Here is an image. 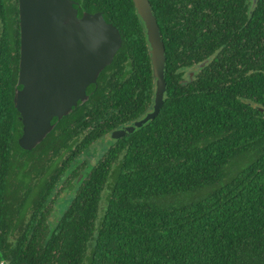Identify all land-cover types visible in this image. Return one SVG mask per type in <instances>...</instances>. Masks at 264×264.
<instances>
[{"label":"trees","instance_id":"obj_1","mask_svg":"<svg viewBox=\"0 0 264 264\" xmlns=\"http://www.w3.org/2000/svg\"><path fill=\"white\" fill-rule=\"evenodd\" d=\"M71 1L101 13L121 47L26 151L17 0H0V264H264V0H148L163 104L95 164L80 156L151 110L154 79L132 0ZM59 184L70 202L51 214Z\"/></svg>","mask_w":264,"mask_h":264},{"label":"water","instance_id":"obj_2","mask_svg":"<svg viewBox=\"0 0 264 264\" xmlns=\"http://www.w3.org/2000/svg\"><path fill=\"white\" fill-rule=\"evenodd\" d=\"M132 3L145 30L153 103L142 118L111 132L112 139L128 136L153 120L165 94V51L156 19L148 0ZM74 4L71 0H17L20 88L14 93L13 105L22 125L17 143L23 150L35 148L57 121L87 100L97 87L99 74L121 47L117 28L101 13H79Z\"/></svg>","mask_w":264,"mask_h":264},{"label":"rangeland","instance_id":"obj_3","mask_svg":"<svg viewBox=\"0 0 264 264\" xmlns=\"http://www.w3.org/2000/svg\"><path fill=\"white\" fill-rule=\"evenodd\" d=\"M108 138L109 140L105 139V141L102 140L101 142L92 145L89 150L84 152V155L80 156V159L85 161L86 164H95L98 158L101 157L102 153H104L109 142H112L110 134L108 135ZM62 188L65 189L64 184H59L56 187V190H54V195L52 196V201L47 204V209L51 214L59 213V210L61 211L62 208L64 210L70 202L69 193H65ZM49 219H51L50 216Z\"/></svg>","mask_w":264,"mask_h":264},{"label":"flooded vegetation","instance_id":"obj_4","mask_svg":"<svg viewBox=\"0 0 264 264\" xmlns=\"http://www.w3.org/2000/svg\"><path fill=\"white\" fill-rule=\"evenodd\" d=\"M73 6H75V4L73 5ZM77 12H79V10H77ZM194 71L195 70H190L188 73H187V77L189 78V74L192 72V73H194ZM194 74H192V76H193ZM192 76L190 77V79L192 78ZM20 87H19V85H18V89H19ZM122 127H124V126H122ZM121 127V128H122ZM120 129V128H119ZM113 132V131H112ZM111 134V133H110ZM106 139H108V136H106Z\"/></svg>","mask_w":264,"mask_h":264}]
</instances>
